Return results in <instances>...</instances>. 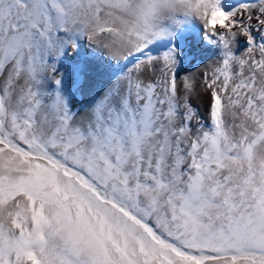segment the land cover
I'll return each instance as SVG.
<instances>
[{"label": "snow or ice", "instance_id": "6c2138e0", "mask_svg": "<svg viewBox=\"0 0 264 264\" xmlns=\"http://www.w3.org/2000/svg\"><path fill=\"white\" fill-rule=\"evenodd\" d=\"M193 18L221 54L178 82L143 50ZM74 34L135 61L76 115ZM0 264H264V0H0Z\"/></svg>", "mask_w": 264, "mask_h": 264}, {"label": "bare ground", "instance_id": "6f19581e", "mask_svg": "<svg viewBox=\"0 0 264 264\" xmlns=\"http://www.w3.org/2000/svg\"><path fill=\"white\" fill-rule=\"evenodd\" d=\"M235 2L237 5L241 3L242 0H221V6L226 8V4L229 2ZM191 23L190 19L186 20L184 23L180 24L179 26H171L170 31L172 32V35H166L162 36L159 38L154 39L150 44L146 46V48L143 50L144 54H150L152 56H159L162 53L168 51L169 49H174V59L176 60V66H175V71L177 70H184L188 68L187 66L189 65L190 62H199L203 63L205 60L204 57L209 56L208 53H202L203 60L197 61L198 57L195 56L196 58H192V55L195 53L194 48L197 50V38L192 36L189 37L190 33L189 28L187 27ZM182 33L181 35L183 36V41L185 42V45L183 47H178V49L174 48V40L177 38V36ZM61 36H64L67 38L69 36L68 33H61L59 34ZM72 39L75 40V49L73 50L71 47H65L63 53L59 57H48V62L50 64H54V69L51 72L52 75H54L53 80L59 79L60 83L59 85H55V92H59L60 95L64 98L66 93L71 96L73 95V89L72 88L75 85V82H77L78 76H81L83 78V84L78 88L81 91V105L77 104H71V99L69 98H64L66 103L71 102L69 105L70 107L73 108V110L76 112V114H82L85 112L87 109H89L93 104L90 92L89 93H82L84 92L82 88H86L90 83L88 82V75H84L83 69L86 68L91 72V74H95L97 76H103L105 77L106 75H110V79L113 78V73L105 70L104 68L99 69V67H95L92 63L91 60H88L87 56L82 57V47L84 46V43L86 42V37H82L79 34H74L71 36ZM194 47V48H193ZM212 47V46H211ZM214 47V46H213ZM217 49H220L217 45L215 46ZM73 50V51H72ZM211 50V49H210ZM221 50V49H220ZM72 51V52H70ZM201 50H198V52ZM87 53H91V51H86ZM66 54L69 56H66ZM88 54V55H89ZM195 55V54H194ZM84 56V55H83ZM93 56H96V53H93ZM93 56H90L89 58H92ZM94 58V57H93ZM103 58V56H102ZM137 58L142 59V55L138 54ZM208 58V57H207ZM135 61L130 58L128 60H121L122 65L120 66V69L126 71L129 69L132 64ZM191 65V64H190ZM84 67V68H83ZM49 73H45L43 77L46 79L51 80V76L48 75ZM83 75V76H82ZM108 78V77H107ZM46 85V84H45ZM68 88V89H67ZM91 88V86H90ZM89 89V88H88ZM69 90V91H68ZM89 91V90H88ZM77 103V102H76ZM75 114V115H76Z\"/></svg>", "mask_w": 264, "mask_h": 264}, {"label": "rangeland", "instance_id": "374dc122", "mask_svg": "<svg viewBox=\"0 0 264 264\" xmlns=\"http://www.w3.org/2000/svg\"><path fill=\"white\" fill-rule=\"evenodd\" d=\"M225 10V6L223 8ZM191 23L187 26L189 28V37L192 36V38L196 36L197 38V50L196 48H194L195 50V55H192V58H196L195 56L198 57L197 61L199 60H203L202 57V53H208L209 56L204 57L205 60L203 61V63H199V62H190L189 65L187 66L188 68L182 70H176L175 71V75L178 79L181 77L186 76L187 74H195L197 81H199V73L201 71H203V66L209 64L210 62L219 59L220 58V54H221V50L217 49L212 43H210L208 40L205 39L204 37V29L202 26V23L198 20V19H190ZM61 34V33H59ZM212 46V47H211ZM214 46V47H213ZM247 47V41L241 36V37H237L236 39V44H235V54H239L240 52H242L245 48ZM211 49V50H210ZM84 50V52L82 53V57L87 56L88 60H91V63L96 67H99V69L104 68L105 70L112 72L113 78H109L110 75H106L105 77L103 76H97L95 74H91V72L89 70H87L86 68L83 69V73L84 75H88V82L90 83V85H88L86 88H82V90L84 92H82L83 94L85 93H89L91 95V99H92V103H96V101L105 93V91L112 85V83L117 80L118 77L122 76L126 71L120 69V66L122 65L121 63V58H116V57H112L110 55H108L105 51H103L102 49L97 48L96 46L92 45L87 39L86 42L84 43V46L82 47V51ZM198 50H201L198 52ZM73 51V50H72ZM70 51V52H72ZM86 51H91V53H87ZM96 53V56H93V53ZM89 54V55H88ZM69 55V54H68ZM66 54V56H68ZM84 55V56H83ZM90 56H93L92 58H89ZM103 56V58H102ZM69 57V56H68ZM191 64V65H190ZM49 76H51V80L46 79L45 77H42L43 80V87L46 91L48 92H55V81L53 80L54 75H52V73L48 74ZM83 76V75H82ZM108 77V78H107ZM83 78L81 76H78L77 82H75V85L72 87L73 89V95L69 96L67 93L65 95L66 98L71 99V102L66 103L70 112L75 115L76 112L73 110L72 107H70L69 105L71 104H77L78 106L81 105L82 101V95H81V91L78 89L82 84H83ZM46 84V85H45ZM91 86V88H90ZM89 88V89H88ZM68 89V88H67ZM89 90V91H88ZM69 91V90H68ZM199 91V89H198ZM64 97V98H65ZM65 100V99H64ZM66 102V101H65ZM77 102V103H76ZM71 103V104H70ZM193 109L197 115V118L200 122L201 125L207 127L210 126V121L208 118V96L207 95H199V96H193L192 100H191ZM195 123V122H193Z\"/></svg>", "mask_w": 264, "mask_h": 264}, {"label": "water", "instance_id": "95a60500", "mask_svg": "<svg viewBox=\"0 0 264 264\" xmlns=\"http://www.w3.org/2000/svg\"><path fill=\"white\" fill-rule=\"evenodd\" d=\"M244 2V0L241 1V3ZM226 11L231 10L233 7L238 6L235 2L231 1L230 3L226 4ZM180 33L178 37L174 40V48L178 49V47H183L185 45V42L183 41V36Z\"/></svg>", "mask_w": 264, "mask_h": 264}]
</instances>
